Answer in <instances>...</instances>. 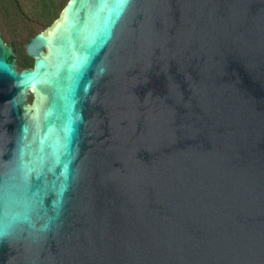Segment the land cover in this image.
<instances>
[{"label": "water", "instance_id": "1", "mask_svg": "<svg viewBox=\"0 0 264 264\" xmlns=\"http://www.w3.org/2000/svg\"><path fill=\"white\" fill-rule=\"evenodd\" d=\"M26 51L0 264H264V0H70Z\"/></svg>", "mask_w": 264, "mask_h": 264}, {"label": "trees", "instance_id": "2", "mask_svg": "<svg viewBox=\"0 0 264 264\" xmlns=\"http://www.w3.org/2000/svg\"><path fill=\"white\" fill-rule=\"evenodd\" d=\"M34 1H37L38 6H36L32 10V12L28 14L23 11L22 5L20 4L19 0H0L2 17L4 19L9 18L14 22L15 25L23 23L24 24L23 26H25V34L29 35L28 40L29 39L31 40L35 35H37V32L34 33L31 32L34 29L33 24H40L43 22L50 24L51 22L49 21H51L52 18L56 16L57 11L59 9L63 10L70 0H34ZM2 37L4 41L13 49V52L16 55L17 69L19 71H22L24 69L32 68L34 65V59L28 55L26 51V47H22L21 45H18L14 41H7L3 34Z\"/></svg>", "mask_w": 264, "mask_h": 264}, {"label": "rangeland", "instance_id": "3", "mask_svg": "<svg viewBox=\"0 0 264 264\" xmlns=\"http://www.w3.org/2000/svg\"><path fill=\"white\" fill-rule=\"evenodd\" d=\"M20 4L22 5L23 11L25 13H30L32 12V10L38 6L37 1L34 0H19ZM60 8V6H59ZM64 10V9H63ZM63 10L59 9L57 11V14L55 17L52 18L50 24L47 23H40V24H33L34 25V29L31 32H37L38 33H42L44 32L47 28H49L51 25H53L61 16ZM32 16V15H31ZM26 20V19H25ZM6 21V23H5ZM26 24V22H25ZM23 23L20 24H14V22L12 20H10L9 18L4 19L2 17V9L0 7V29L2 31V34L4 35L5 39L7 41H14L16 42L18 45H21L22 47H26L28 44V38L29 35L25 34V26H23ZM31 25V26H33ZM6 43V42H5ZM34 100V94L33 93H29V95L27 96V103L31 106Z\"/></svg>", "mask_w": 264, "mask_h": 264}]
</instances>
